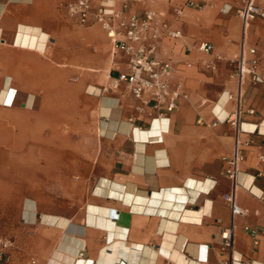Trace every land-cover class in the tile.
Returning <instances> with one entry per match:
<instances>
[{"label":"crops","instance_id":"crops-1","mask_svg":"<svg viewBox=\"0 0 264 264\" xmlns=\"http://www.w3.org/2000/svg\"><path fill=\"white\" fill-rule=\"evenodd\" d=\"M69 1L0 0V97L16 90L11 105L0 100V111L33 106L45 121L44 109L56 110V100L71 96L75 102L62 118L68 113L72 119L61 121L70 125L62 123L46 144L41 169L44 181L71 180L85 191L81 214L44 210L67 219V230L36 222L27 228L38 240H12L14 248L5 249L10 264H264V81L247 75L240 83L236 75L241 57L256 59V72L264 75V16L244 24L237 14L242 0H114L127 14L155 11L162 25L181 30L177 38L163 31L153 53L171 63L170 83L180 93L177 109L166 113L141 111L124 83L111 86L113 77L127 71V58L100 24L82 25L70 17ZM188 1L204 5L185 6ZM257 4L264 10V0ZM201 42L212 43L214 50H199ZM98 43L117 51L106 84L95 74H81L82 67L95 70L106 60L97 64L88 54ZM86 85L102 88V96L86 94ZM86 111L98 122L89 128L76 115ZM229 111H238L242 131L229 122H198L222 120ZM52 126L37 130L52 133ZM236 146L243 160L235 194L247 214L232 218L224 200L233 190L225 157ZM103 180L119 184L121 196L112 190L100 195ZM98 206L108 210L119 236L88 224V209ZM26 215L34 219L33 212ZM164 219L172 221L171 230L161 229ZM231 225L229 250L220 236ZM246 226L259 231L257 244ZM65 231L76 240H61Z\"/></svg>","mask_w":264,"mask_h":264},{"label":"built area","instance_id":"built-area-1","mask_svg":"<svg viewBox=\"0 0 264 264\" xmlns=\"http://www.w3.org/2000/svg\"><path fill=\"white\" fill-rule=\"evenodd\" d=\"M125 2L126 0H120ZM204 4L188 1L185 6L202 7ZM68 15L82 25L98 23L107 33L115 48L121 51L127 58V71L120 73L112 78V87H118L124 83L132 94L139 100L138 108L143 111L144 107H150L161 112H174L177 109V100L180 95L178 88H173L170 78L173 72L169 61H162L153 57L157 46V40L162 36L163 31L171 37H180V29H172L162 25L159 14L155 11H147L144 15L127 14L124 6L118 7L114 0H101L95 4L93 0H71L65 4ZM183 7L177 12L182 13ZM237 14L244 24L255 20L258 16H264V10L257 4V0H242L237 9ZM198 49L204 52L214 50V45L210 42H201ZM257 60H245L241 57L237 62L236 75L240 83L247 75H252L256 81H264V75L257 74ZM108 89V88H105ZM102 93V88L100 89ZM241 94V88L238 91L237 99ZM229 100L234 96L229 94ZM238 101V100H237ZM254 112V110H250ZM201 124L215 126L221 123H231L239 126L238 111L232 112L230 116L223 121L218 117L214 122L208 124L201 117L198 119ZM264 160V154L260 155ZM225 173L233 181V190L224 195L226 204L230 207L232 218L244 216L247 211L238 204L236 200L235 189L238 185V175L241 170L243 155L241 149L236 146L235 150L229 156L225 157ZM245 229L254 237L255 244L258 243V230L246 226ZM234 226L231 225L221 233L223 247L229 250L233 248ZM12 246L9 240H0V259L3 258L6 248ZM4 264V263H2Z\"/></svg>","mask_w":264,"mask_h":264},{"label":"rangeland","instance_id":"rangeland-1","mask_svg":"<svg viewBox=\"0 0 264 264\" xmlns=\"http://www.w3.org/2000/svg\"><path fill=\"white\" fill-rule=\"evenodd\" d=\"M88 54L96 57L97 64L106 60L95 70L82 67L81 74H95L102 84H106L108 82L107 70L109 72L114 66L113 62L117 51L113 50L110 43H98L97 46L90 47ZM65 65L72 67L71 64ZM70 76L72 77V75ZM99 88L86 85L84 92L91 94V91L98 92ZM97 96H102V93ZM55 102L56 106L60 104L62 117L64 108L71 107L75 101L71 96H66ZM44 105H46L45 102ZM86 107L90 108L89 105ZM25 108L27 110L25 112L0 111V240H35L38 236L35 230L27 227H33L36 222H42L41 216L44 214V210L63 213L65 216L78 215L81 214L80 211H82L85 202L83 185H78L71 180L44 181V171L41 169L45 157L44 136L49 141L52 139V133H42L37 128H49L52 125V119L56 120V110L53 108L44 109L45 112L47 111V118L44 121V115H37L40 113L39 109L33 106L31 108L25 106ZM76 115L80 119L82 127L86 125L89 128L90 125L98 123L95 114L93 115L90 111L82 113L81 116ZM65 118L72 119V115L66 113L62 118L64 122ZM61 121L57 124V131L62 126L63 122ZM63 125L67 128L70 124L63 123ZM29 126L32 129L27 128ZM25 136H27L26 141ZM27 200H33L36 204L33 220L28 219L26 215ZM4 253L0 264H10V251L7 249Z\"/></svg>","mask_w":264,"mask_h":264},{"label":"bare ground","instance_id":"bare-ground-1","mask_svg":"<svg viewBox=\"0 0 264 264\" xmlns=\"http://www.w3.org/2000/svg\"><path fill=\"white\" fill-rule=\"evenodd\" d=\"M10 89H11V91H9V89L5 90L4 95H1V97H0V100H1V102H3V105H7V104L11 105L12 102H13L12 100H13L14 92L16 90L14 88H10ZM92 93L100 94V88L98 89V92L95 90ZM226 96H227V99H228L229 93H227ZM61 111H62V109L60 108V104H59V105H57V108H56V111H55L56 112V115H55L56 117L55 118H57V119L56 120L54 118L52 119V125H53L52 126V137L53 138L55 137V135H58L57 134L58 131H57L56 127H57V124L59 123V121H61V119H62ZM231 114L232 113L229 111L226 114V116L222 119V121L225 118H227L228 116H230ZM239 126L241 127V122H240ZM26 139H27V136H25V141H26ZM42 141H43V137H42ZM48 142H49L48 139L44 136V151L45 152L47 151L46 148H45L46 147L45 144H47ZM54 150H56V147H55ZM45 152H44V155L46 156L47 154ZM240 172H241V170H240ZM100 183L101 184H99V186L97 185L98 186L97 192L100 193V195L101 194H107V192H111V190H112L113 195L121 196V192L122 191L120 189L119 184H116V183L115 184H110V182L108 183L107 180H103ZM197 187L198 186L195 185L194 186V190H196ZM169 197H171V196H169ZM26 206L28 208V209H26V211L28 213L33 212L35 210V208H36V204H35V202L33 200H27ZM89 208H92V206L90 207V205H89ZM149 209L153 210V207L152 208L150 207ZM41 218H42L43 222L48 223L50 225H57V226L63 227V229L66 228L65 230H67L69 228V222L65 218L57 217V216L50 215V214H42ZM87 222H88V224L99 226V227L104 228L105 230H109V232H110V234H112V236H114V235H118L119 236L120 235L119 233H116V228L117 227H116V225H114L113 220L108 215V210H106L105 208H100V206H98L95 210L88 209ZM171 222H172L171 220L164 219L163 223L161 225V229H163V228H169L170 229V227L172 226ZM171 229H172V227H171ZM61 240H76V239L72 235H70L67 231H65L64 236L62 237ZM78 264H82V262H79Z\"/></svg>","mask_w":264,"mask_h":264}]
</instances>
